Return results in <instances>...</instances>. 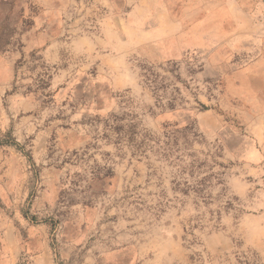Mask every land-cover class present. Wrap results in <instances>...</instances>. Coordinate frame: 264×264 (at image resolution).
Instances as JSON below:
<instances>
[{"label":"rangeland","instance_id":"rangeland-1","mask_svg":"<svg viewBox=\"0 0 264 264\" xmlns=\"http://www.w3.org/2000/svg\"><path fill=\"white\" fill-rule=\"evenodd\" d=\"M0 264H264V0H0Z\"/></svg>","mask_w":264,"mask_h":264},{"label":"trees","instance_id":"trees-1","mask_svg":"<svg viewBox=\"0 0 264 264\" xmlns=\"http://www.w3.org/2000/svg\"><path fill=\"white\" fill-rule=\"evenodd\" d=\"M143 71L147 74L149 72L146 67H143ZM147 74L143 73L141 76L143 77L145 84L151 87V84H153L154 81H151ZM154 89L158 90V88ZM169 107L172 108L173 106L169 104ZM202 108L205 109L203 106ZM133 135H137L136 132H133ZM154 137L155 136L153 135H144L140 144L149 148L156 146V150L154 151L164 161L169 163L172 167H175L179 175L188 173L192 176L197 170H200L204 166L205 162H199L196 154L190 152L188 148L198 137L193 125L182 127L178 124L164 125L160 136H157L156 138ZM150 143H152V145H150ZM206 181V179H201L197 181L196 185L201 189ZM173 183L177 189H180V184ZM183 186L185 187L183 192H186L190 188L187 184H184Z\"/></svg>","mask_w":264,"mask_h":264}]
</instances>
